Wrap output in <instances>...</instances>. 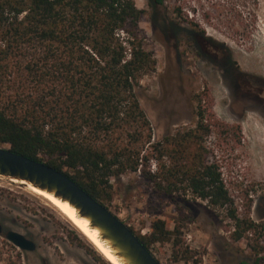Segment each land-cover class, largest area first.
Returning <instances> with one entry per match:
<instances>
[{
    "label": "trees",
    "instance_id": "obj_1",
    "mask_svg": "<svg viewBox=\"0 0 264 264\" xmlns=\"http://www.w3.org/2000/svg\"><path fill=\"white\" fill-rule=\"evenodd\" d=\"M143 13L134 0H0V145L66 172L109 208L112 180L127 173H139L159 194L189 193L227 208L230 193L206 145L213 129L205 111L184 131L153 133L137 94L141 77L157 65L142 36ZM170 23L182 34L181 22ZM225 60L234 64L230 54ZM229 217L233 240L247 239L260 264L264 238H248L264 223L234 211ZM72 232L97 260L112 264L76 227ZM178 233L157 219L149 235L136 234L150 251L173 241L177 261L202 264ZM6 247L14 248L0 235V264H18Z\"/></svg>",
    "mask_w": 264,
    "mask_h": 264
},
{
    "label": "rangeland",
    "instance_id": "obj_2",
    "mask_svg": "<svg viewBox=\"0 0 264 264\" xmlns=\"http://www.w3.org/2000/svg\"><path fill=\"white\" fill-rule=\"evenodd\" d=\"M134 1L144 11L145 46L157 61L137 87L153 133L160 138L193 127L203 109L213 129L206 145L221 167L231 203L221 209L189 193L159 194L139 173H127L112 180L111 210L142 235L151 233L157 219L178 228V238L198 252L202 264H254L260 256L247 239L233 240L229 214L264 223V100L255 93L264 88V0H164L157 7ZM164 19L181 22L182 34ZM189 30L198 36L188 37ZM228 54L234 64L226 65ZM0 224L36 242L34 251L6 247L18 264H104L48 200L2 177ZM255 237L263 239L264 231L248 239ZM176 249L173 241L158 242L152 252L162 264H183Z\"/></svg>",
    "mask_w": 264,
    "mask_h": 264
},
{
    "label": "water",
    "instance_id": "obj_3",
    "mask_svg": "<svg viewBox=\"0 0 264 264\" xmlns=\"http://www.w3.org/2000/svg\"><path fill=\"white\" fill-rule=\"evenodd\" d=\"M0 177L27 187L32 185L53 192L56 197L68 201L78 209L81 216L90 220L92 227L99 229L102 239L110 242L126 264H162L127 223L80 187L66 172L0 146ZM1 234L23 251H34L37 248L33 239L17 230H5L0 224Z\"/></svg>",
    "mask_w": 264,
    "mask_h": 264
},
{
    "label": "bare ground",
    "instance_id": "obj_4",
    "mask_svg": "<svg viewBox=\"0 0 264 264\" xmlns=\"http://www.w3.org/2000/svg\"><path fill=\"white\" fill-rule=\"evenodd\" d=\"M29 188L39 196L48 200L55 206L67 219L97 248V250L113 264H126L124 259L116 254V250L111 246L108 240L102 239L100 231L92 227L90 220L79 214L78 209L68 201L56 197L53 192L42 190L38 187L29 185Z\"/></svg>",
    "mask_w": 264,
    "mask_h": 264
},
{
    "label": "flooded vegetation",
    "instance_id": "obj_5",
    "mask_svg": "<svg viewBox=\"0 0 264 264\" xmlns=\"http://www.w3.org/2000/svg\"><path fill=\"white\" fill-rule=\"evenodd\" d=\"M225 58H226V55H224V60H225ZM225 69H226V68H225ZM232 71H233V72H231V73L234 74L235 71H234V70H232ZM263 92H264V88L261 89L259 92H257V91L255 92L257 96H261V101L264 100V99H263V98H264V97H263Z\"/></svg>",
    "mask_w": 264,
    "mask_h": 264
}]
</instances>
